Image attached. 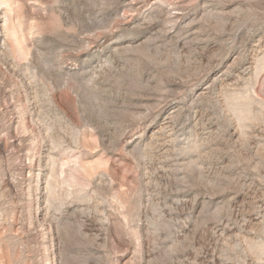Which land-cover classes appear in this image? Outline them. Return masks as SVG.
I'll use <instances>...</instances> for the list:
<instances>
[{"label":"rangeland","instance_id":"obj_1","mask_svg":"<svg viewBox=\"0 0 264 264\" xmlns=\"http://www.w3.org/2000/svg\"><path fill=\"white\" fill-rule=\"evenodd\" d=\"M0 264H264V0H0Z\"/></svg>","mask_w":264,"mask_h":264}]
</instances>
